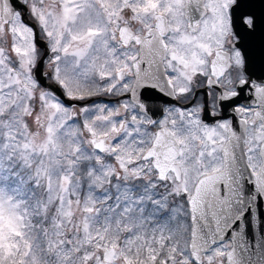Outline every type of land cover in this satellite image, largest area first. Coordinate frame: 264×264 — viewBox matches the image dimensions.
I'll list each match as a JSON object with an SVG mask.
<instances>
[{"label": "snow or ice", "instance_id": "1", "mask_svg": "<svg viewBox=\"0 0 264 264\" xmlns=\"http://www.w3.org/2000/svg\"><path fill=\"white\" fill-rule=\"evenodd\" d=\"M0 264H264V0H0Z\"/></svg>", "mask_w": 264, "mask_h": 264}, {"label": "flooded vegetation", "instance_id": "2", "mask_svg": "<svg viewBox=\"0 0 264 264\" xmlns=\"http://www.w3.org/2000/svg\"><path fill=\"white\" fill-rule=\"evenodd\" d=\"M203 98V97H201ZM108 98L107 97H104V98H101L102 101H106Z\"/></svg>", "mask_w": 264, "mask_h": 264}]
</instances>
